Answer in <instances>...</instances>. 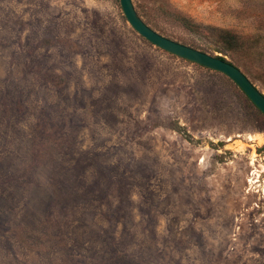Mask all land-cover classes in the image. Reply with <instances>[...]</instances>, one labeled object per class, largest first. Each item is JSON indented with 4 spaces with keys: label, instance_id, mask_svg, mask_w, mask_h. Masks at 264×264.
<instances>
[{
    "label": "rangeland",
    "instance_id": "rangeland-1",
    "mask_svg": "<svg viewBox=\"0 0 264 264\" xmlns=\"http://www.w3.org/2000/svg\"><path fill=\"white\" fill-rule=\"evenodd\" d=\"M132 1L264 93V0ZM0 264H264V113L121 0H0Z\"/></svg>",
    "mask_w": 264,
    "mask_h": 264
},
{
    "label": "water",
    "instance_id": "water-1",
    "mask_svg": "<svg viewBox=\"0 0 264 264\" xmlns=\"http://www.w3.org/2000/svg\"><path fill=\"white\" fill-rule=\"evenodd\" d=\"M121 5L126 18L140 35L170 53L224 73L230 77L243 90L253 104L264 113V93L238 66L230 61L224 60L220 56L212 55L159 33L143 20L132 0H121Z\"/></svg>",
    "mask_w": 264,
    "mask_h": 264
},
{
    "label": "trees",
    "instance_id": "trees-1",
    "mask_svg": "<svg viewBox=\"0 0 264 264\" xmlns=\"http://www.w3.org/2000/svg\"><path fill=\"white\" fill-rule=\"evenodd\" d=\"M183 19H182V21H183V25L184 26H186V27H188V28H191L192 26H193V23L192 22H190V21H188L185 17H182ZM220 57H222L224 60H227L225 57H223V56H220ZM228 61V60H227Z\"/></svg>",
    "mask_w": 264,
    "mask_h": 264
}]
</instances>
